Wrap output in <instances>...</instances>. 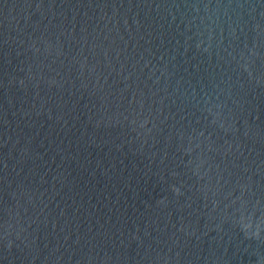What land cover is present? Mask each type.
Wrapping results in <instances>:
<instances>
[{"label": "water", "instance_id": "obj_1", "mask_svg": "<svg viewBox=\"0 0 264 264\" xmlns=\"http://www.w3.org/2000/svg\"><path fill=\"white\" fill-rule=\"evenodd\" d=\"M0 264H264V0H0Z\"/></svg>", "mask_w": 264, "mask_h": 264}]
</instances>
